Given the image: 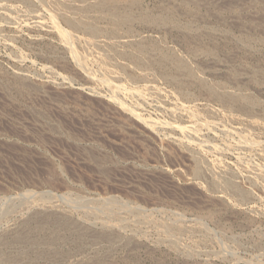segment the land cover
<instances>
[{
    "label": "rangeland",
    "instance_id": "374dc122",
    "mask_svg": "<svg viewBox=\"0 0 264 264\" xmlns=\"http://www.w3.org/2000/svg\"><path fill=\"white\" fill-rule=\"evenodd\" d=\"M141 3L135 10L174 22L137 21L115 41L156 42L153 57L179 55L206 81L264 104V80L249 81L252 67L264 71V0ZM89 42L49 0H0V239L45 224L43 243L0 245V264H264V124L194 86L183 94L170 67L112 58L126 68L111 73ZM221 173L248 199L213 187ZM56 213L83 233L52 240ZM106 226L115 230L104 239Z\"/></svg>",
    "mask_w": 264,
    "mask_h": 264
},
{
    "label": "bare ground",
    "instance_id": "6f19581e",
    "mask_svg": "<svg viewBox=\"0 0 264 264\" xmlns=\"http://www.w3.org/2000/svg\"><path fill=\"white\" fill-rule=\"evenodd\" d=\"M187 1V0H186ZM191 1V0H190ZM200 2V1H199ZM202 2V1H201ZM141 3V0H49V5L50 7L62 18L66 21V23L71 27L72 29H77L83 31L88 38L90 39V45H102V52L98 50L102 54L100 56L103 58L106 67L109 72H113L115 70V67L120 68V70L123 68L125 69L126 63H114L115 61H112V58H117V59H128L131 60L135 65L140 66L142 69H159L161 72H165L167 67H170V69L175 73L173 77V81L176 84V87L180 89V91L187 95L189 92H187V87L194 86L198 91H201L203 93L206 92L208 93L211 97L215 98V100H220L222 103H224L228 108L232 109L235 114H233V117H239L243 114L247 115L243 116L246 117L248 122L250 123H258V124H264L263 121L261 122L259 119L256 118V114L254 111V107L256 104L262 105L263 112H264V104L260 103V99H256L251 93L245 92V91H235L228 89L229 87L225 88L219 85H215L206 81L203 76L200 74L201 72H196V70L193 69V67L187 62L186 59L179 55H172L167 54L164 51H161L160 55H157L153 57L150 54V51L152 49H160L156 42L155 44L153 43L152 45L150 43L146 42H128L127 44L122 45L120 42L115 41L116 39L114 38L115 36L121 34V31H124L125 33H132V27L134 26L135 22H140V23H150L151 25L153 24H166V23H173L174 20L169 17L168 13L162 12L160 15L155 13L148 12L146 10L141 11V9L135 10V8L139 7ZM197 3V2H194ZM142 4V3H141ZM198 4V3H197ZM231 5V4H230ZM200 6V5H199ZM232 6V5H231ZM228 7V6H227ZM192 8V7H191ZM189 8V9H191ZM147 9V8H146ZM187 9V8H185ZM231 9V8H229ZM164 11V10H163ZM168 11V10H167ZM228 11V10H227ZM230 11V10H229ZM170 12V11H169ZM231 12V11H230ZM193 14V12H192ZM186 22V21H185ZM168 23V24H169ZM256 23V22H255ZM254 24V23H253ZM149 25V24H148ZM188 25V24H187ZM174 26V25H173ZM178 26V25H177ZM180 26V25H179ZM182 26V25H181ZM255 24L253 25L254 28ZM159 27V26H158ZM244 27V26H243ZM180 28V27H179ZM178 28V30H179ZM182 28V27H181ZM196 28V27H194ZM186 32H187V39L190 37L193 40L197 39L199 42L201 41V36L196 32H193L191 29V26H186L185 27ZM203 30V28H201ZM200 29V30H201ZM227 29V28H226ZM206 30V29H205ZM209 30V29H208ZM207 30V31H208ZM213 30V28H212ZM229 30V29H228ZM184 31V30H183ZM210 31V30H209ZM208 31V32H209ZM224 31V30H223ZM185 32V31H184ZM203 32V31H201ZM216 32V31H215ZM243 32V31H242ZM206 33V32H204ZM123 35V34H122ZM130 35V34H128ZM185 35V34H183ZM185 35V36H186ZM209 35L210 32H209ZM243 35V34H242ZM241 35V36H242ZM247 35V34H246ZM246 35L243 37L245 42L247 43L249 40V37H246ZM250 35V34H249ZM121 36V35H120ZM204 36V35H203ZM216 36V35H215ZM103 37V38H102ZM212 37V36H211ZM101 38L103 40H101ZM195 38V39H194ZM204 38V37H203ZM130 39V38H129ZM241 39V38H240ZM252 39V38H251ZM255 39V38H254ZM119 40V39H118ZM206 40V38H205ZM204 40V41H205ZM210 40V39H209ZM243 40V39H241ZM89 41V40H88ZM196 41V40H195ZM215 41V39H214ZM242 42V41H241ZM213 43V42H212ZM216 43V41L214 42ZM225 43V42H224ZM198 44V43H197ZM218 44V43H217ZM252 44V43H251ZM97 45V46H98ZM199 46V45H198ZM215 46V45H213ZM217 46V45H216ZM247 46V45H246ZM249 46V45H248ZM251 46V45H250ZM92 47V46H91ZM104 47V49H103ZM128 47H131L133 50L129 51L127 50ZM205 47V46H204ZM207 47V46H206ZM210 47V46H209ZM97 48V47H96ZM100 48V47H99ZM130 48V49H131ZM196 48V47H195ZM193 48V49H195ZM208 48V47H207ZM216 48V47H215ZM218 48V47H217ZM247 47H244V49ZM98 49V48H97ZM96 49V51H97ZM197 49V48H196ZM174 51V50H173ZM191 51V50H190ZM195 51V50H194ZM218 51V49H217ZM152 52V51H151ZM156 52V51H155ZM158 52V51H157ZM160 52V51H159ZM208 53H212V47L211 49L207 50ZM215 52V51H214ZM112 53V56L111 54ZM170 53V52H169ZM203 53V52H202ZM98 54V55H99ZM194 54V53H193ZM192 54V55H193ZM248 54V53H247ZM114 55V56H113ZM156 55V54H154ZM206 55V54H205ZM215 55V54H212ZM217 56V55H216ZM208 57V56H207ZM212 57V56H211ZM213 59V58H212ZM216 60V59H215ZM103 63V62H102ZM218 63V62H217ZM216 63V64H217ZM259 63V62H258ZM133 64V65H134ZM254 64V63H253ZM257 64V63H255ZM254 64V66H255ZM241 65V64H240ZM249 65V64H248ZM128 66V65H126ZM244 66V65H243ZM247 66V65H246ZM245 66V68H246ZM239 67V66H238ZM263 67V66H262ZM136 68V67H135ZM244 67H242L243 69ZM244 68V69H245ZM141 69V70H142ZM169 69V71H170ZM234 69V68H233ZM118 70V69H116ZM135 70V69H134ZM232 70V69H231ZM250 70V69H249ZM248 70V71H249ZM122 71V70H121ZM120 71V72H121ZM126 71V70H125ZM140 71V70H139ZM199 71V70H198ZM251 75L249 78V81L252 82V84H261L264 80V71L261 68H257V65L255 67L251 68ZM249 71V72H250ZM119 72V71H118ZM143 72V71H142ZM153 72V71H152ZM246 72V71H245ZM116 73V72H113ZM140 73V72H139ZM144 73V72H143ZM149 73V72H148ZM204 73V72H203ZM247 73V72H246ZM133 74V73H132ZM142 74V73H141ZM140 74V75H141ZM168 74V72H167ZM171 74V73H170ZM231 77H234L235 79L239 80L242 75L241 69L240 71L238 70H232L230 72ZM229 74V75H230ZM250 74V73H249ZM162 75V74H161ZM173 75V74H172ZM247 75V74H246ZM137 76V75H136ZM145 76V75H144ZM147 76V75H146ZM169 76V74H168ZM228 76V75H227ZM249 76V75H248ZM133 77V75H132ZM166 77V76H165ZM205 77V75H204ZM240 77V78H239ZM153 78V77H152ZM167 78V77H166ZM230 78V76H229ZM245 78V77H244ZM169 80V79H168ZM248 80V79H247ZM170 81V80H169ZM17 82V81H16ZM214 82V81H213ZM241 82V81H240ZM222 83V82H221ZM239 83V82H238ZM246 83V82H245ZM218 84V83H216ZM234 84V83H233ZM237 84V83H236ZM235 85V84H234ZM240 85V83H239ZM243 85V84H242ZM248 85V84H247ZM175 86V85H174ZM236 86V85H235ZM249 86V85H248ZM256 86V85H255ZM263 86V85H262ZM261 86V87H262ZM191 88V87H190ZM258 88V87H257ZM260 88V87H259ZM247 90V89H246ZM262 90V89H261ZM260 90V91H261ZM201 94V93H200ZM193 95V94H192ZM188 96V95H187ZM259 105V106H260ZM258 106V105H257ZM256 108V107H255ZM227 109V108H226ZM260 109V108H259ZM229 112V109H228ZM261 112V109H260ZM231 114V115H232ZM264 116V115H263ZM261 116V117H263ZM242 118V117H241ZM264 119V118H263ZM102 159V158H101ZM199 160V159H198ZM101 161V160H100ZM105 162V161H103ZM200 162V161H199ZM201 164H199V168L195 170L196 173L201 172L202 165H204V162L201 161ZM206 163V162H205ZM210 163V162H209ZM214 167V166H212ZM210 168V167H209ZM220 168V167H219ZM225 169V168H224ZM208 170V169H207ZM194 172V171H193ZM218 172V171H217ZM220 172V171H219ZM202 173V172H201ZM205 173V172H204ZM223 173V172H222ZM218 175L214 179L213 187H216L218 189H222L224 191H228L229 193H233L234 195L238 196V198L241 201H245L248 199L249 191L244 189L245 187L242 188L238 183H236L235 178L233 176L228 175L227 173ZM232 173V172H231ZM199 175V174H198ZM255 176V175H253ZM237 180V179H236ZM256 180V179H255ZM218 191V190H217ZM223 191V192H224ZM227 193V192H226ZM224 195V194H223ZM233 195V196H234ZM226 196V195H225ZM235 197V196H234ZM252 197V196H251ZM239 200V201H240ZM108 201V200H107ZM235 202V201H234ZM237 203V202H236ZM244 203V202H243ZM39 211V210H38ZM113 212V211H112ZM39 213V212H38ZM55 213V212H54ZM106 213V212H104ZM103 213V215H104ZM110 213V212H109ZM57 214V213H56ZM107 215V214H105ZM37 217V216H36ZM40 217V216H39ZM45 219V215L43 216ZM49 217V216H48ZM34 218V216H33ZM47 218V216H46ZM52 218V217H51ZM36 219V218H35ZM53 219V218H52ZM51 219V221H52ZM252 220V219H251ZM35 221V220H34ZM50 221V223H51ZM26 222V221H25ZM28 223V222H27ZM30 223V222H29ZM54 223H55V228L53 230V234H51L52 240H56L59 238L60 230H64L66 228H72L76 229V231L81 234L83 233V229L81 227L76 226L74 223L71 221L65 219L64 215L62 214H57L54 217ZM26 225V224H24ZM35 225V224H34ZM22 226V225H21ZM28 227V225H26ZM83 226V225H82ZM119 226V225H118ZM25 227V228H27ZM34 227V226H33ZM108 231L106 232L105 235H103L104 239L105 238H110L111 237V232L113 228H109L106 226ZM21 227H19L20 229ZM21 229L13 232L11 239L9 242L7 241H2L0 239V245L3 243L9 244L10 242L14 243H20L23 245H28V244H37L43 243L41 240L37 237V232L41 231L45 228L44 220L41 219L38 222L37 227L35 230H27V229ZM49 228V227H48ZM119 228V227H118ZM31 229V228H30ZM50 230V229H49ZM68 230V229H67ZM115 230V229H114ZM113 230V232H114ZM118 230V229H116ZM14 231V229H13ZM43 232V231H42ZM45 232V230H44ZM48 232V230H47ZM46 232V234H47ZM66 232V231H65ZM105 232V230H104ZM50 233V232H49ZM71 233V231L69 232ZM41 234V233H40ZM63 234V233H62ZM122 235V233H120ZM10 235V234H9ZM72 235V233H71ZM75 235V233H74ZM42 236V235H41ZM50 237V236H49ZM47 238V237H46ZM117 238V237H116ZM49 239V238H48ZM114 239V238H113ZM122 239V238H121ZM45 240V239H44ZM51 241V239H49ZM59 241V240H58ZM46 242V241H45ZM115 242V241H114ZM49 243V241H48ZM53 243V242H52ZM8 246V245H7ZM52 248V247H51ZM36 250V249H35ZM46 250V249H45ZM48 250V249H47ZM58 250V249H57ZM32 251V250H31ZM28 252V251H27ZM34 252V251H33ZM37 252V251H36ZM44 251H42L43 253ZM41 253V254H42ZM46 253V252H45ZM17 254V253H16ZM25 252L19 251V254L17 256L18 259L24 257ZM53 254V253H52ZM40 255V254H39ZM56 255V253L54 254ZM53 255V256H54ZM38 256V255H37ZM46 256V255H45ZM55 257V256H54Z\"/></svg>",
    "mask_w": 264,
    "mask_h": 264
}]
</instances>
